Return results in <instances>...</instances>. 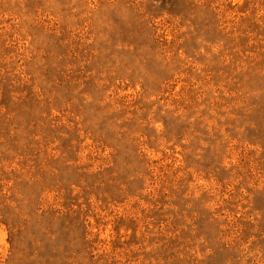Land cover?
Instances as JSON below:
<instances>
[{"label": "rangeland", "instance_id": "374dc122", "mask_svg": "<svg viewBox=\"0 0 264 264\" xmlns=\"http://www.w3.org/2000/svg\"><path fill=\"white\" fill-rule=\"evenodd\" d=\"M0 264H264V0H0Z\"/></svg>", "mask_w": 264, "mask_h": 264}]
</instances>
